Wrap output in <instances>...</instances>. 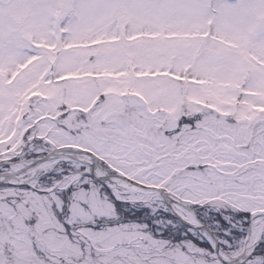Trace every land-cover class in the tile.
I'll list each match as a JSON object with an SVG mask.
<instances>
[{
	"label": "snow or ice",
	"instance_id": "snow-or-ice-1",
	"mask_svg": "<svg viewBox=\"0 0 264 264\" xmlns=\"http://www.w3.org/2000/svg\"><path fill=\"white\" fill-rule=\"evenodd\" d=\"M0 264H264V0H0Z\"/></svg>",
	"mask_w": 264,
	"mask_h": 264
}]
</instances>
